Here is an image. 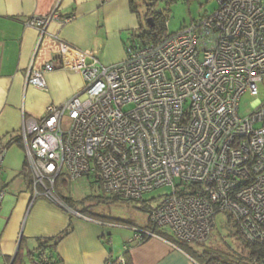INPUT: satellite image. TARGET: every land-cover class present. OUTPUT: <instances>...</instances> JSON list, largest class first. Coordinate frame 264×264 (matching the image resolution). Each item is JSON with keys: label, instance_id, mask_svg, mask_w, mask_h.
I'll list each match as a JSON object with an SVG mask.
<instances>
[{"label": "built area", "instance_id": "1", "mask_svg": "<svg viewBox=\"0 0 264 264\" xmlns=\"http://www.w3.org/2000/svg\"><path fill=\"white\" fill-rule=\"evenodd\" d=\"M214 1L213 13L175 33L167 22L160 41L130 43L125 59L111 66L57 37L56 59L31 70L27 84L45 91V74L61 62L85 86L25 121L20 139L35 200L67 208L58 183L84 177L125 202L170 187L150 214L152 229H134L130 243L160 238L158 230L202 244L226 214L245 242L264 244V0ZM72 20L54 10L27 25L42 43L52 22ZM246 94L257 101L242 117ZM5 155L0 145V170ZM4 197L0 191V203Z\"/></svg>", "mask_w": 264, "mask_h": 264}, {"label": "crops", "instance_id": "2", "mask_svg": "<svg viewBox=\"0 0 264 264\" xmlns=\"http://www.w3.org/2000/svg\"><path fill=\"white\" fill-rule=\"evenodd\" d=\"M54 10L73 20L66 25L52 22L41 43L38 30L27 22ZM139 26L131 0H0V145L6 148L0 170V191L5 193L0 203V264H34L31 254L39 255L35 251L40 241L66 232L52 254L56 264H105L126 255L133 264H201L170 234L158 230L160 238L130 243L134 229H152L148 212L134 225L90 216L72 195H60L73 204L61 208L45 198L35 200L33 178L27 168L29 176L23 174L27 158L20 135L25 121L43 117L51 105L66 102L85 86L83 76L61 62L45 74V91L27 84L28 73L56 59L57 37L96 54L107 66L121 63ZM227 223L233 227L229 219ZM233 231L229 236L237 242L234 253H238L242 243ZM206 243L188 247L202 253L212 248Z\"/></svg>", "mask_w": 264, "mask_h": 264}, {"label": "rangeland", "instance_id": "3", "mask_svg": "<svg viewBox=\"0 0 264 264\" xmlns=\"http://www.w3.org/2000/svg\"><path fill=\"white\" fill-rule=\"evenodd\" d=\"M203 1V3H202ZM165 0V1H147L144 4L138 1V11L143 14L153 12L164 15L168 20V29L170 33L179 31L184 26H189L194 21L213 13L217 4L214 0ZM143 31H148L145 19L141 22ZM139 31L134 36V42L137 45L142 44L138 38ZM261 102H264V90H260L258 97ZM257 98L250 95H244L239 103V114L242 117L249 116L254 111V105ZM26 158V153L24 155ZM59 195H72L76 200V204L82 210L86 209L96 216V218H108L113 222H122L126 224L139 225L140 221L145 219L146 213L143 208L148 205L149 208L159 206L166 195L171 193L170 187L157 189L144 196L138 202H125L115 199L111 194H106L100 184L95 183L92 179L84 177L76 182L64 184L60 181L57 185ZM80 199V200H79ZM79 200V201H78ZM228 217L226 214H220L217 217L216 234H213L207 241L205 246H210L218 251L226 252L227 254H235V247L238 245L236 241L231 240L229 234L234 232L233 227L227 223ZM233 228V229H232ZM167 232V231H166ZM164 235L170 234L169 232ZM171 235V234H170ZM196 245V244H194ZM202 248V246H198ZM237 250V249H236ZM236 256V255H235ZM29 261V260H27Z\"/></svg>", "mask_w": 264, "mask_h": 264}, {"label": "trees", "instance_id": "4", "mask_svg": "<svg viewBox=\"0 0 264 264\" xmlns=\"http://www.w3.org/2000/svg\"><path fill=\"white\" fill-rule=\"evenodd\" d=\"M142 1L144 4H147V1L152 0H131V9L132 12L137 14L139 19V35L138 38L143 44H149V43H156L160 41L167 33V18L162 14H157L153 12H148L143 14V16L138 11V5L137 2ZM145 19V22L148 27V31H143V27L141 25L142 20ZM152 20V23L150 22ZM23 174L28 177L29 175L26 172V167L23 172ZM63 202L70 207H73V204L70 200L62 198ZM156 208V207H155ZM155 208H149L148 205H145V208H143L144 211L151 214ZM84 213L91 215L90 212L85 209ZM106 220H111L107 218H101ZM229 222L236 230V235L239 237L241 241V251L235 254H227L226 252L218 251L217 249H207L203 251L202 253L192 252L188 244L180 243L181 248L187 251H190L192 256L196 258L201 264H263L264 263V244L255 243V244H249L244 241L242 236L240 235L237 227L232 222L230 218ZM69 232L64 233L62 236L56 238V239H50L45 241H40L39 248L35 251L39 255L34 256V253L31 254L33 256V262L34 264H56L57 261L54 262L55 256H52L54 250L57 248V245L59 242L67 235ZM236 255V256H235ZM128 264H133V262L130 260V258L126 255L124 257ZM18 259V257H17ZM20 259V258H19ZM44 259H47V263L44 262Z\"/></svg>", "mask_w": 264, "mask_h": 264}, {"label": "water", "instance_id": "5", "mask_svg": "<svg viewBox=\"0 0 264 264\" xmlns=\"http://www.w3.org/2000/svg\"><path fill=\"white\" fill-rule=\"evenodd\" d=\"M150 22L152 23V20H150Z\"/></svg>", "mask_w": 264, "mask_h": 264}]
</instances>
